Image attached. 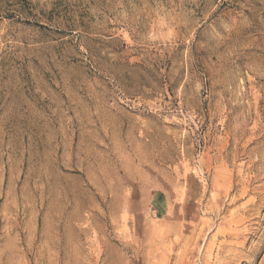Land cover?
I'll list each match as a JSON object with an SVG mask.
<instances>
[{"label": "rangeland", "instance_id": "obj_1", "mask_svg": "<svg viewBox=\"0 0 264 264\" xmlns=\"http://www.w3.org/2000/svg\"><path fill=\"white\" fill-rule=\"evenodd\" d=\"M0 264H264V0H0Z\"/></svg>", "mask_w": 264, "mask_h": 264}]
</instances>
